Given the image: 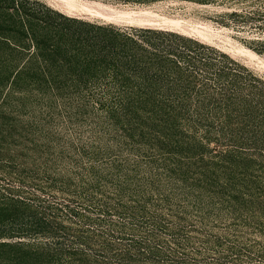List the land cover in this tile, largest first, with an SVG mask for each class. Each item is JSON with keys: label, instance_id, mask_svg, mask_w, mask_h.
<instances>
[{"label": "rangeland", "instance_id": "obj_1", "mask_svg": "<svg viewBox=\"0 0 264 264\" xmlns=\"http://www.w3.org/2000/svg\"><path fill=\"white\" fill-rule=\"evenodd\" d=\"M29 1L52 22L0 2V186L48 204L58 237L33 243L87 264H264V0ZM143 8L158 16H113ZM113 28L170 34H134L140 53Z\"/></svg>", "mask_w": 264, "mask_h": 264}, {"label": "trees", "instance_id": "obj_2", "mask_svg": "<svg viewBox=\"0 0 264 264\" xmlns=\"http://www.w3.org/2000/svg\"><path fill=\"white\" fill-rule=\"evenodd\" d=\"M124 1H151V0H124ZM0 2L5 3L6 7L13 9L21 16V21L26 25L30 26L40 24L46 26L51 23V19L47 15L52 12L48 7L41 5V8L36 9L33 5L37 2L29 0H1ZM58 15V13L54 12ZM17 14V15H18ZM60 15V14H59ZM59 23H55L54 26H58ZM108 26H96V28L104 29ZM110 27V26H109ZM111 29V28H107ZM118 31L117 28H113ZM132 30V29H131ZM31 31V30H30ZM73 31H76L75 29ZM114 33V36L121 34L125 41L129 42L130 49L141 50L140 53L147 50V48H142V45L138 44L134 38V34L144 38L145 42L147 38L145 34L152 35H167L164 31H156L149 28L133 29L132 32H127V29H120L118 32ZM61 32V31H60ZM64 34V33H59ZM99 35H103L102 38H98ZM105 34H96L92 38H89L90 42L101 41L104 45L114 46V40L111 38L104 37ZM123 42L122 47L125 46L126 42ZM149 42V41H147ZM118 43V42H117ZM149 48L154 51H158L157 45L152 43L147 44ZM155 51V52H156ZM160 51V50H159ZM164 52L161 54H170L173 51L171 47H164ZM12 184H4L0 186V200L5 198L16 202L18 207L9 208L7 213H4L9 219V227L7 229H1L0 234L4 235L6 240L0 241V263L7 261L8 264H64V259L61 258L63 255H68L69 264H87L82 253L78 252L75 248L73 249H61V246L55 242V244H47L43 246L41 244H34L35 236L37 235H47L49 239H52V235L58 237L59 231L54 225H52L51 220H46L43 216L45 209L48 204H45L44 200L37 199V196H18L13 192H18L19 190H13ZM19 189V188H17ZM33 195V194H32ZM35 199L36 202H35ZM49 203V202H48ZM45 204V205H44ZM50 204V203H49ZM3 211V210H2ZM52 234V235H51ZM27 240H24V238ZM14 238H17L15 240ZM59 240V239H58ZM126 255L122 250L114 252L117 258H122L119 255ZM6 262V263H7Z\"/></svg>", "mask_w": 264, "mask_h": 264}, {"label": "bare ground", "instance_id": "obj_3", "mask_svg": "<svg viewBox=\"0 0 264 264\" xmlns=\"http://www.w3.org/2000/svg\"><path fill=\"white\" fill-rule=\"evenodd\" d=\"M61 2H63L64 6H66V8H68L69 10H80V11H86V12H90V13H93V14H96V15H101V12L96 9V8H93L92 6H90L88 3H96L97 5H99V7L102 5L104 7H106L107 5L105 4H101L99 2H96V1H90V2H87V1H83V0H60ZM63 6V5H62ZM107 8V7H106ZM114 8V7H113ZM122 10V9H121ZM114 11V10H113ZM73 12V11H72ZM78 12V11H77ZM108 12V11H107ZM106 13V11H105ZM104 13V14H105ZM114 14L113 15L115 18L117 17L118 19L119 18H125L127 21L129 22H139V23H144V22H148L147 20L145 19H136L137 16L139 15H142L144 17H148V18H156L158 16V14H154L153 11H149V10H146V9H140L138 11H134V10H128V11H120V10H115L114 11ZM103 15V14H102ZM101 15V16H102ZM161 16V15H160ZM105 17V16H104ZM112 17V16H111ZM113 17V18H114ZM107 18V16H106ZM109 19V18H108ZM111 19V18H110ZM117 19V20H118ZM179 19V18H178ZM172 19V18H169L167 16H164L160 18V21L162 24H165V26H175V27H179L181 28V24L182 22L180 21V19ZM107 20V19H106ZM158 20V19H157ZM112 21V19L110 20ZM115 21V20H114ZM184 24V23H183ZM187 24V23H186ZM190 24V23H189ZM158 25V24H156ZM192 25V24H191ZM196 25V23L194 24ZM200 25V24H199ZM187 26V25H186ZM161 27V26H160ZM188 27V26H187ZM190 27V26H189ZM204 27H207V26H204ZM188 29V28H187ZM190 29V28H189ZM187 32V30H186ZM189 32V31H188ZM190 32L192 33H195L197 34L199 37L201 38H205V39H211L213 35L217 36V34H212V32L209 33V31H207V29H203L201 28V26H191V29H190ZM189 32V33H190ZM215 32H218V31H215ZM214 33V32H213ZM221 33V32H220ZM200 38V39H201ZM218 38V37H217ZM216 39V38H215ZM208 41V40H207ZM209 42H212V40H210ZM214 42V41H213ZM236 43V42H235ZM235 46V45H234ZM232 50H233V47H232ZM238 52H245V55H249L250 57H255V55L250 52L249 50L247 49H243V48H240V46L237 48ZM235 51V50H234ZM247 53V54H246ZM241 54V53H240ZM242 55V54H241ZM247 55V56H248ZM249 57V58H250ZM256 58V57H255ZM258 59V58H257ZM255 60V59H254ZM257 61V60H256ZM256 61H254L256 63ZM253 62V60H252ZM264 62V61H263ZM263 64V63H262ZM261 65V64H260ZM259 65V66H260Z\"/></svg>", "mask_w": 264, "mask_h": 264}]
</instances>
